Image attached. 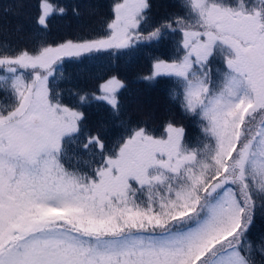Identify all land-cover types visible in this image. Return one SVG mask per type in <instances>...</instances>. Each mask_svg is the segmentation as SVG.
Instances as JSON below:
<instances>
[{
    "label": "snow or ice",
    "instance_id": "obj_1",
    "mask_svg": "<svg viewBox=\"0 0 264 264\" xmlns=\"http://www.w3.org/2000/svg\"><path fill=\"white\" fill-rule=\"evenodd\" d=\"M172 6L155 20L152 0H110L97 34L49 43L68 9L34 0L27 42L23 25L0 29V264H264V0ZM164 42L172 55L141 79L172 82L197 136L129 126L116 75L64 103L66 61ZM91 101L119 121L115 140L88 127Z\"/></svg>",
    "mask_w": 264,
    "mask_h": 264
},
{
    "label": "trees",
    "instance_id": "obj_2",
    "mask_svg": "<svg viewBox=\"0 0 264 264\" xmlns=\"http://www.w3.org/2000/svg\"><path fill=\"white\" fill-rule=\"evenodd\" d=\"M61 6H66L68 13L64 17H57L50 24L47 41L61 42L65 39L87 38L99 32L101 24L108 18L110 0H57ZM152 16L159 20L166 11H180L173 7L178 0H152ZM30 3L34 0H0V29L12 32L16 25H23L22 35L29 36L31 27ZM23 4V7L18 5ZM73 6H78L81 15L72 14ZM89 7L93 11H89ZM10 8V11L5 9ZM15 36L12 37L15 40ZM172 45L164 42L159 45L141 44L132 50H127L118 57L109 58L107 53L98 54L96 60H85L78 63L68 60L64 65V79L57 84L64 103L74 106L77 103L76 93L91 94L97 91L98 84L112 75L118 76L126 83V88L120 93L122 114L120 119L129 126H147L159 132L161 125L172 120L183 124L190 137L199 134L193 121L185 117L179 107L169 96L172 82L161 78L149 83L141 79L147 75L154 58L168 59L172 55ZM87 117L86 123L95 131L101 124L105 125V132L109 141L115 140L122 129L119 121H113L108 114L106 105L91 101L82 109ZM264 233V215L257 214L253 238Z\"/></svg>",
    "mask_w": 264,
    "mask_h": 264
}]
</instances>
